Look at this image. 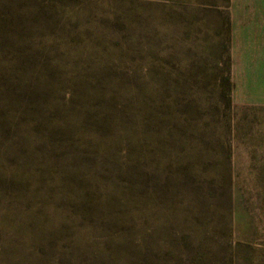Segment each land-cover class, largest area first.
Listing matches in <instances>:
<instances>
[{
  "label": "rangeland",
  "instance_id": "374dc122",
  "mask_svg": "<svg viewBox=\"0 0 264 264\" xmlns=\"http://www.w3.org/2000/svg\"><path fill=\"white\" fill-rule=\"evenodd\" d=\"M0 264H264V0H0Z\"/></svg>",
  "mask_w": 264,
  "mask_h": 264
}]
</instances>
